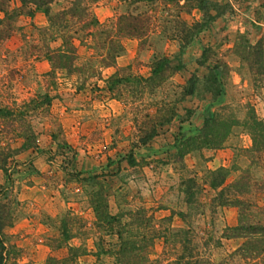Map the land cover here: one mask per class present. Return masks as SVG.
I'll list each match as a JSON object with an SVG mask.
<instances>
[{
	"label": "rangeland",
	"instance_id": "374dc122",
	"mask_svg": "<svg viewBox=\"0 0 264 264\" xmlns=\"http://www.w3.org/2000/svg\"><path fill=\"white\" fill-rule=\"evenodd\" d=\"M65 1L52 3L49 13L55 14ZM132 1L95 0L91 10L100 22L126 12L148 11L146 3ZM204 2L217 3L222 14L188 46L179 49L176 41L167 39L172 33L170 10L163 13L170 14L162 23L166 32L155 30L144 47H138L134 39L123 40V52L112 67L99 64L92 49L79 47L77 65L92 64L95 74L86 79L72 72L55 74L51 85L46 76L50 65L43 55L45 48L53 51L60 41H52V34L49 39L48 31L42 33L47 29L43 10L22 8L18 0H0L3 8L16 16L0 24L4 35L0 37V106L22 105L37 96H47L49 101L26 116L34 140L25 147L21 140L10 144L12 149L19 148L10 197L16 204L11 207L12 225L1 233L19 263L43 264L48 257L61 258L67 246H74L87 250L78 264H94L91 253L96 251L94 242L101 234L94 226L89 200L99 185L112 214L141 208L155 219L170 217L172 229L185 227L177 217L185 214L198 252L211 263H218L241 245L242 239L224 237L226 228L236 224V209L211 203L217 190L207 186L212 178H206V172L219 168L216 162L223 161L222 168L228 173L225 183H230L248 167V158L256 157L248 151V128L254 120L264 125V0ZM180 16L188 23L201 19L197 9ZM203 49L205 63L219 65L216 73L221 92L216 99L184 94L187 80L192 75L199 77L204 70V66L198 70L195 63ZM157 56L165 57L172 67L178 66L177 70L157 86L133 82V76H150L149 64ZM125 68L128 72L122 77L127 80L110 92L105 80ZM157 109L165 112L163 117L169 112L173 116L167 124L156 126L148 141L140 142L158 124ZM205 117L209 124L202 132ZM14 126L18 130L22 124ZM58 141L74 152L65 171L73 169L81 179L97 178L78 181L68 177L55 150ZM128 153L133 157L131 164L126 160ZM255 163L250 174L259 181L264 173V168H259L264 167V153ZM250 200L262 207L264 190L252 192ZM64 216L71 235L67 242L60 240ZM102 238L104 243L114 242V237ZM172 253L162 240H155L148 257L173 264ZM100 260V264H112L108 257ZM253 264H264V256Z\"/></svg>",
	"mask_w": 264,
	"mask_h": 264
},
{
	"label": "trees",
	"instance_id": "16d2710c",
	"mask_svg": "<svg viewBox=\"0 0 264 264\" xmlns=\"http://www.w3.org/2000/svg\"><path fill=\"white\" fill-rule=\"evenodd\" d=\"M58 1L60 0H18L22 8L32 6L42 9L47 21V29L42 30V33L48 31L49 39L52 34L55 35V40L52 41H60L53 51L45 48L46 52L43 55L50 65V72L46 76L49 79L47 82L51 85L55 84V74L61 75L63 72L65 74H71V72L82 74L84 79L95 74L92 64L77 65V49L79 47L92 49L99 64L103 67H112L115 59L123 52V40L134 39L138 42V47H144L149 35L155 30L161 29L160 33L164 34L166 28L162 23L166 22L170 10L173 20L168 22L172 23L169 26L172 33L167 39L176 41L179 49L193 42L201 30L207 28L210 22L222 14L217 11L221 8L217 3H205L204 0H134L133 3H146L148 11L126 12L114 19L100 22L91 10V3L95 0H66L59 11L50 14L49 6ZM190 9H197L201 13L199 21L192 20L191 23H188L181 18L180 15L188 14ZM210 10H214L213 15ZM0 12L4 16L3 19H0V24L16 17L12 11H6L1 3ZM165 12L168 13L163 15ZM1 34L0 37L4 36ZM76 43L77 45H75ZM204 55L205 49L202 50L200 59L195 62L198 70L202 66H204V70L201 73L196 70L200 76L192 75L187 80L184 94L201 99L204 95H209L210 98L216 99L221 92L216 73L219 65L205 63ZM177 67L170 66L165 57L157 56L149 64V77L143 79L133 76L131 80L137 84L157 86L166 80L170 73L177 70ZM124 71L128 72V69H119L105 80L106 87L110 92L115 90L116 84L127 80L126 76L122 77ZM48 103L47 96H37L22 105L12 103L0 106V264H23L18 262L13 248L5 242L1 233L3 228L12 225L11 207L16 204L15 200L10 197L13 186L12 177L16 173L14 165L17 162L14 157L19 153V148L12 149L10 144L13 141L21 140V147H25L27 143L34 140L26 122V116L39 107L47 106ZM186 113H189V110H186ZM168 114L169 116L163 117L165 112L157 109L156 116H160L156 117L158 124L140 138V142H146L154 136L156 126L161 127L167 124L173 116L170 112ZM19 122L22 127L16 130L14 125ZM208 124L209 119L205 117L202 132L206 131ZM248 131L251 137V148L248 151L250 154L256 155L253 157L254 159L248 158V167L240 171L239 175L230 183H225L228 173L222 167L206 172V178H212L207 182V186L212 190H217L211 203L216 207L236 209V224L226 228L224 237L243 240L239 247L216 264H253L264 256V204L261 207L257 202L250 200L252 192L264 190V173L260 176L259 181L250 174V169H256L255 162L258 160V156L264 153V125L254 120ZM52 138L55 139L54 133ZM55 150L58 155H61L63 164L61 168L67 172L68 177L78 181H91L97 178L92 175L81 179L73 169L65 171L64 166L74 160V152L67 147L64 141H58ZM126 160L129 164L133 163L131 153L126 155ZM259 168L263 169L264 167L260 166ZM99 186L98 191L89 200L94 214V226L101 234L100 237H96L97 242H94L96 251L91 253V256L95 258L94 264H100L101 257H108L112 264H162L161 260H152L148 257L149 248L155 240H162L168 252H173V264H214L198 252L194 243L193 231L185 222V214H177V217L185 225L178 229L170 227V217L155 219L152 214H148L141 208L134 211H117L112 214L108 210L106 198ZM60 224V240L67 242L71 236L68 219H65V216L62 217ZM102 236L114 237V242L104 243ZM84 255H87L86 249L67 246L64 256L61 258L48 257L43 264H78V259Z\"/></svg>",
	"mask_w": 264,
	"mask_h": 264
},
{
	"label": "crops",
	"instance_id": "0c3cea01",
	"mask_svg": "<svg viewBox=\"0 0 264 264\" xmlns=\"http://www.w3.org/2000/svg\"><path fill=\"white\" fill-rule=\"evenodd\" d=\"M230 158H231V157H230ZM230 160H231V159H230ZM212 161H214V159H213ZM226 162H227V161H226ZM228 162H229V161H228ZM216 164H217V165H216L217 167H220V166H221V167H224V166H225V162H223V161L220 162L219 160L216 162Z\"/></svg>",
	"mask_w": 264,
	"mask_h": 264
}]
</instances>
